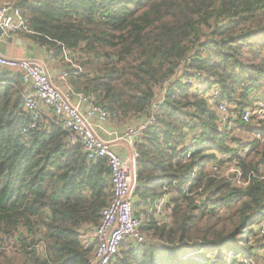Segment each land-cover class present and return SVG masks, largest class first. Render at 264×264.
Returning <instances> with one entry per match:
<instances>
[{
    "label": "trees",
    "instance_id": "trees-1",
    "mask_svg": "<svg viewBox=\"0 0 264 264\" xmlns=\"http://www.w3.org/2000/svg\"><path fill=\"white\" fill-rule=\"evenodd\" d=\"M14 4L30 30L21 36L62 60L74 90L119 121L158 107L159 126L138 144L134 215H145L147 242H122L108 264H252L264 250L262 235L251 242L264 221V181L236 186L205 168L246 150L243 171L264 168V140L255 138L264 136V122L251 118L257 124L244 145L230 134L249 126L241 115L264 88V0ZM65 51L74 64L64 62ZM212 87L215 97L207 96ZM19 90V76L0 73V245L20 249L16 264H88L93 248L80 234L99 224L111 199L107 161H89L51 124L29 129ZM223 101L234 116L224 122L216 111ZM163 195L170 197L165 223L147 217Z\"/></svg>",
    "mask_w": 264,
    "mask_h": 264
},
{
    "label": "built area",
    "instance_id": "built-area-1",
    "mask_svg": "<svg viewBox=\"0 0 264 264\" xmlns=\"http://www.w3.org/2000/svg\"><path fill=\"white\" fill-rule=\"evenodd\" d=\"M0 29L3 31L0 42L6 41V45L15 36L30 32L27 20L10 0L0 4ZM63 57L65 63L74 64L70 52L65 51ZM0 73L20 77L19 91L23 109L32 119L29 129L35 128L39 123L51 124L65 134L67 145L80 146L89 161L101 158L107 161L110 168L111 199L102 209L99 224L86 229L84 227L81 231L82 243L93 248L88 264H108L124 241L146 243V237L140 232L145 215H134L137 160L140 158L138 144L147 129L159 126L155 118L157 105L149 109L145 118L119 121L115 113L96 104L92 96L74 90L66 82L68 73L63 74V82L54 83L47 67L38 58L0 54ZM216 95L217 92L213 97ZM228 106L225 101L217 105L216 111L222 122L228 117ZM253 116L264 122V99L254 102L253 107L245 110L241 118L248 124ZM111 119L121 125V131L108 127ZM255 138L259 142L264 140V136L260 134H255ZM246 152L248 150L226 160L210 162L205 169L212 177L228 179L236 186H247L252 179L264 181V168H260L257 173L252 170L245 173L241 168L240 163ZM169 199L168 195H163L147 217L153 216L161 223L168 222L166 205ZM261 232L264 237V221ZM9 243L13 245V242ZM42 249L43 246H37V250Z\"/></svg>",
    "mask_w": 264,
    "mask_h": 264
},
{
    "label": "crops",
    "instance_id": "crops-1",
    "mask_svg": "<svg viewBox=\"0 0 264 264\" xmlns=\"http://www.w3.org/2000/svg\"><path fill=\"white\" fill-rule=\"evenodd\" d=\"M4 0H0V4ZM11 45H15L17 48H14ZM6 54L8 55H15V56H21V57H30V58H38L40 59L45 66L47 67V70L49 74L51 75L54 83L58 84L63 82V74L65 73L62 68V60L55 59L51 56V54L46 50L45 46L35 45L31 43L28 39L24 38L23 36H15L12 38V41L8 42L6 46ZM67 82V81H66ZM264 89V88H263ZM261 90V94L252 96L254 102H256L259 99H264V90ZM259 92V93H260ZM108 127L111 126L113 129L122 130L121 125L111 119L108 122ZM142 208H139L141 210ZM85 229L87 227H90L89 225H84L83 228ZM82 228V229H83ZM81 237V234H80Z\"/></svg>",
    "mask_w": 264,
    "mask_h": 264
},
{
    "label": "rangeland",
    "instance_id": "rangeland-1",
    "mask_svg": "<svg viewBox=\"0 0 264 264\" xmlns=\"http://www.w3.org/2000/svg\"><path fill=\"white\" fill-rule=\"evenodd\" d=\"M4 1H6V0H4ZM10 1H12L13 3H15V0H10ZM263 45L264 44L261 43L258 46L259 49H261ZM10 46H12L14 48H17L15 45L13 46V45L10 44ZM262 55H263V59H264V50H262ZM72 61H73V59H72ZM263 82H264V80H263ZM216 91H217V88L216 87L210 88L207 91V96L208 95H210V96L213 95L214 93H216ZM238 92H239V90L237 89V93ZM228 105L229 106H228V110H227V115L228 116L230 115V118L232 119V118H234V116L231 113L229 114V110H230V108L233 109V105H230V104H228ZM256 124H257V120L256 119L250 120L249 126L247 128H242V127L238 128V129L237 128H234V130L230 134L233 137L239 139L240 140V143L244 145L246 143L251 142V140H252L251 138H252V136L254 134L253 132L250 131V130H252L251 129V125H256ZM229 145L235 147L237 144L234 145V144H231L230 143ZM221 157L222 156H220V158ZM224 160H226V159H224ZM135 210H136V207H135ZM199 225H203V222H201ZM261 233L262 232H261V227H260L259 234L256 235L255 237H252L251 238V242H254L256 240V238H258L259 236H261ZM198 236H200V235H198ZM1 245H0V248L4 252V255L2 253H0V264H6L7 259L11 260L13 262V264H16L15 262H17L18 259L14 255H20L22 253V252H18L20 249L18 247H15L14 248L13 245H10V243H9V245L8 244H4L3 247H1ZM260 250H257L256 251V253H255L256 256L254 257V259L253 258L252 259L250 258V260H248V263H252V264H264V251H260Z\"/></svg>",
    "mask_w": 264,
    "mask_h": 264
},
{
    "label": "water",
    "instance_id": "water-1",
    "mask_svg": "<svg viewBox=\"0 0 264 264\" xmlns=\"http://www.w3.org/2000/svg\"><path fill=\"white\" fill-rule=\"evenodd\" d=\"M3 33V31L0 29V35ZM6 41H1L0 42V54H5L6 51ZM107 172L110 173V168L107 167Z\"/></svg>",
    "mask_w": 264,
    "mask_h": 264
}]
</instances>
